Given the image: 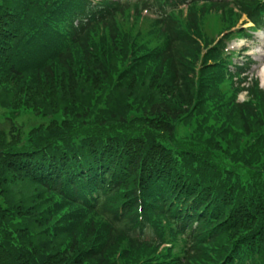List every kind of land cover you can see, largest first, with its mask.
I'll return each instance as SVG.
<instances>
[{
    "label": "trees",
    "instance_id": "trees-1",
    "mask_svg": "<svg viewBox=\"0 0 264 264\" xmlns=\"http://www.w3.org/2000/svg\"><path fill=\"white\" fill-rule=\"evenodd\" d=\"M263 28L264 0H0V264H264V89L226 50Z\"/></svg>",
    "mask_w": 264,
    "mask_h": 264
},
{
    "label": "rangeland",
    "instance_id": "rangeland-1",
    "mask_svg": "<svg viewBox=\"0 0 264 264\" xmlns=\"http://www.w3.org/2000/svg\"><path fill=\"white\" fill-rule=\"evenodd\" d=\"M135 1V0H133ZM141 12V11H140ZM185 12L183 11V15ZM142 16L139 18V23L137 25L138 30L146 31L147 29V22H143L148 18V20H152L151 16L142 11ZM219 22V18L216 15H212L210 13L207 17V19L204 20L202 25V30H205V34L207 36H213L216 33V26L214 24H217ZM250 26L249 24H247ZM213 38V37H211ZM242 48H246V51H244V55H249L251 57L252 66L250 68V72L254 73V76L258 78L261 87L264 88V31H260L259 33H256L252 40H246L242 39L239 41H232V43L229 45L230 50H237V56L235 57L234 62H242L241 61V52L239 51ZM82 65L79 64V66L75 69V78H73L74 81L78 82V87H84L82 86V79L85 78L86 75H88L85 71L81 69ZM263 74V75H262ZM62 84H67L66 81L60 82ZM76 89L77 92H79L78 96L82 93H80L79 89ZM77 96V97H78ZM21 98V97H20ZM20 98H17V100L12 101L11 103L16 106ZM240 100L244 99V94H241L239 96ZM70 100V99H67ZM20 104V101H19ZM12 111H10L7 108L0 107V129H6L8 127V123H6V120L12 116ZM18 116L13 119V121L20 126H23L25 130L27 131L29 127L40 124H47L48 120L43 119L40 116H36V114L32 110H21L19 109ZM6 123V124H5Z\"/></svg>",
    "mask_w": 264,
    "mask_h": 264
},
{
    "label": "bare ground",
    "instance_id": "bare-ground-1",
    "mask_svg": "<svg viewBox=\"0 0 264 264\" xmlns=\"http://www.w3.org/2000/svg\"><path fill=\"white\" fill-rule=\"evenodd\" d=\"M263 75V74H262ZM264 76V75H263Z\"/></svg>",
    "mask_w": 264,
    "mask_h": 264
}]
</instances>
